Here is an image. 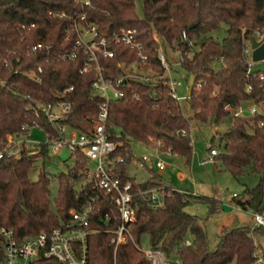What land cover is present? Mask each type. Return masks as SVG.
I'll return each mask as SVG.
<instances>
[{
  "label": "trees",
  "instance_id": "16d2710c",
  "mask_svg": "<svg viewBox=\"0 0 264 264\" xmlns=\"http://www.w3.org/2000/svg\"><path fill=\"white\" fill-rule=\"evenodd\" d=\"M141 4L139 12L136 0H92L86 20L95 23L100 32L120 25L136 27L138 37L149 49L148 59L140 68L156 75L165 71L156 54L157 46L161 45L164 53L166 46L178 50L179 62L188 73L186 101L192 114L184 113L164 77L127 79L122 86L125 95L107 102L106 132L116 143L111 156L124 157L115 173L122 181L129 180L135 191V216L128 222V241L114 249L110 240L119 225L113 194L93 187L91 179L79 188L74 186L75 180L88 175L87 158L80 151L72 153L76 162L67 171L52 174L38 168L36 161L48 153L47 143L37 146V152L24 146L19 156L0 158V228L12 229L13 237L21 241L65 222L73 208H81L96 196L89 214L86 264H150L138 248L142 234L147 235L149 247L163 251L169 264H255L257 246L251 233L263 228L221 226L215 247L209 248L204 220L185 207L190 199L200 200L213 212L219 209L215 199L172 188L147 164L149 177L137 180L129 174L128 165L135 158L129 150L131 142L138 140L153 146L160 142L158 147L182 155L188 163L192 156L191 119L219 123L231 115L226 105H264V79L259 78V72L247 73L244 51L245 40L256 29L264 32V0H141ZM62 11L80 13L81 7L75 0H0V148L6 144V134L20 132L34 121L49 132L50 138L56 136L54 125L34 108L28 95L53 101L72 85L65 95L72 107L67 122L82 128L83 122L97 119L104 99L91 88L97 76L95 69L79 71L84 59L81 54L75 59L53 58L55 52L68 48L75 36L71 32L69 40H63L71 19L54 14ZM30 23L34 26L24 27ZM223 24L227 26L225 36L218 38L213 32ZM35 42L49 45V51H33ZM110 48L113 56L102 58L100 64L105 77L116 79L120 63L136 61L137 57L124 43ZM39 65L40 81L28 74L37 71ZM189 74L194 75L192 84ZM232 119L219 134L220 149L214 161L236 179L247 172L258 173L256 186H247L241 198L234 200L239 207L263 211L264 123L260 122L264 115L256 112ZM52 179L58 182L53 198L49 190ZM157 185L164 188L163 202L157 206L146 195L136 193ZM2 240L0 233V254ZM34 259L32 264H62L40 253Z\"/></svg>",
  "mask_w": 264,
  "mask_h": 264
},
{
  "label": "built area",
  "instance_id": "2783aa9c",
  "mask_svg": "<svg viewBox=\"0 0 264 264\" xmlns=\"http://www.w3.org/2000/svg\"><path fill=\"white\" fill-rule=\"evenodd\" d=\"M80 5L81 12H56L58 17H69L71 21L66 28V33L63 40L68 41L70 33L74 32V41L66 49L55 52L53 58L58 60L75 59L79 54L84 56L80 72H86L90 67H93L97 72L96 78L91 83L93 92L104 99L100 105L101 109L95 121L83 122L82 128H74L69 120L72 111L71 102L65 99V95L72 89V85L64 88L57 98L53 101H44L38 97L33 98L28 95L36 110L41 112L47 121L54 125L56 136L50 138L49 132L40 127V124L33 122L31 126H23L20 132L6 134V144L0 148V158L4 155L17 157L20 155L21 148L26 143L31 142L30 148L32 152H37L35 149L41 143H47L48 152L58 151L62 146H67L70 152L80 151L87 161L92 160L94 165L88 168L87 173L89 179L93 181V187L104 190L107 193L113 194V201L118 209L119 225L112 231L110 237L111 242L116 249L119 245H123L128 241L130 232L128 222L134 220L135 207L132 204L135 194L132 188V183L129 180H121L115 173L117 163L122 162L124 157L111 156L116 147L113 139L109 138L106 132V117L108 114L107 102L111 99H119L125 95V90L122 88L127 79H145L153 80L156 77L168 78V87L171 94L177 100H187V95H180L178 87L180 82L173 79L170 75L169 63L166 54L161 45L157 46L156 54L160 59L161 65L165 70L163 74H154L151 71H145L140 68V65L148 59V47L138 37L136 27L120 25L118 28L110 32H100L95 23L86 20L87 8L91 7L92 0H75ZM51 12V11H50ZM30 23L25 26L28 29L33 27ZM252 37L245 40L244 51L247 62V73L254 74L259 72V78L264 79V70L250 72L252 66L256 62L264 64V58L253 60V48L251 47L253 39L259 43L264 41V32L256 29ZM184 36V35H183ZM155 39L158 38L154 35ZM124 43L135 54L136 61L130 63H120L121 72L116 79L105 77L100 64L102 58L112 57L113 50L111 45ZM46 49L49 51V45L42 42H35L32 45V50ZM42 67L39 65L37 71H31L28 74L36 80H41L40 72ZM1 81V79H0ZM196 86L200 87L197 82ZM250 88V87H249ZM137 96V95H135ZM225 108L230 110L232 117L241 115H253L260 112L264 115V105L251 102L249 106L246 104L239 105L238 108H232L226 105ZM261 121L260 124H263ZM32 130H38L41 134L32 135ZM38 134V133H37ZM185 134V131H182ZM161 145L160 142L157 143ZM130 152L133 153L132 146ZM218 154V149L209 147L206 157L202 163L214 162L215 155ZM149 157L146 154L139 156L136 161L144 163ZM155 167L162 169L165 167V162L158 155L152 158ZM164 188L157 185L156 187L140 188L136 193H142L147 196L157 206L163 202ZM233 198L238 195L233 193ZM241 198V197H240ZM96 196H92L79 209H72L70 217L65 222L58 224L50 230H41L38 234L25 236L21 241H17L13 237L12 229L0 228V233L3 236L1 242L2 252L0 254V264H32L38 253L47 258L59 260L62 264H86L88 261V241L87 236L91 230L88 228L89 214L94 209V201ZM105 215V219H107ZM252 219L257 227L264 229V212L254 211ZM185 243L189 244L190 240L186 239ZM138 248L143 252L144 256L149 260L150 264H169L170 259L164 255L160 248ZM263 259L255 253V264H262Z\"/></svg>",
  "mask_w": 264,
  "mask_h": 264
},
{
  "label": "rangeland",
  "instance_id": "374dc122",
  "mask_svg": "<svg viewBox=\"0 0 264 264\" xmlns=\"http://www.w3.org/2000/svg\"><path fill=\"white\" fill-rule=\"evenodd\" d=\"M137 10L141 12V0H136ZM226 25L223 24L217 31L213 32L218 38H222L226 33ZM165 53L167 61L169 63L170 75L173 79L180 81L181 85L177 86L178 93L180 95H187L190 86L186 84L185 78L188 73L183 69L179 62L181 53L178 50L171 48L170 46L165 47ZM184 113L188 116L192 114V110L186 100L181 99ZM249 106L251 102L245 103ZM232 116L228 115L222 118V121L216 123L214 120H209L205 123L191 119V125L189 129V137H191L192 143V156L190 161L187 163L182 155L176 153H170L158 147L156 143L155 146L146 144L142 141H132L131 146L133 149V155L135 157L142 156V154L148 155L149 159L156 157L157 155L164 160L167 164V168L163 170L162 177L170 178L175 184L186 187L190 190L197 191L198 195L210 196L217 199L219 207L221 209L220 213L210 211L209 204L202 202L200 200L190 199L187 203L185 209L187 212L194 213L204 220L205 226L207 228L208 234V247L214 248L218 241L219 224L226 220V224L231 227L249 225L251 227H257L252 219L254 209L252 208H242L235 203L232 194L238 195L237 198L241 197L245 188L256 186L259 180L258 173L247 172L238 179H236L233 174L227 169H222L220 163L216 160L215 163L208 162L205 165L201 163L202 159L206 157L208 148L215 147L220 149L219 144L221 142L219 134L223 129H226L232 122ZM38 133V134H37ZM40 132L38 130H32V135H38L40 137ZM31 142H27L25 147L30 148ZM155 150H154V149ZM136 159V158H135ZM133 159L128 165V172L131 176L136 177L137 180L146 179L149 177L150 173L146 168L135 163ZM147 160L149 166L152 165L150 160ZM76 162V157L70 152L67 146H62L58 151L48 152L44 157H39L36 163L38 168L44 169L45 171L55 174L60 171H67ZM94 165L92 160L87 161V167L92 168ZM155 170H158L155 165H152ZM179 172L187 173L189 177L182 179L179 177ZM37 177V175H35ZM90 176L84 175L79 177L74 181V186L79 188L82 184L88 181ZM58 182L57 179H52L49 185V190L51 198L57 194ZM264 212V210H263ZM252 236L254 237L256 243V252L262 257L264 264V231L255 230L252 231ZM140 246L142 248L149 247V241L146 234L141 235Z\"/></svg>",
  "mask_w": 264,
  "mask_h": 264
},
{
  "label": "crops",
  "instance_id": "0c3cea01",
  "mask_svg": "<svg viewBox=\"0 0 264 264\" xmlns=\"http://www.w3.org/2000/svg\"><path fill=\"white\" fill-rule=\"evenodd\" d=\"M180 82V81H179ZM180 85H181V82H180ZM154 149V148H153ZM156 150H157V152H156V154H159L158 152L159 151H167V150H158L157 148H155ZM154 149V150H155ZM168 152H170V151H168ZM171 153V152H170ZM172 153H174V152H172ZM136 158V159H135ZM134 159V161H135V163L136 164H138V165H140V166H142V167H144V168H146L145 167V164H147L148 165V163H147V160L144 162V163H138V162H136L138 159H139V157L137 158V157H135ZM205 158V157H204ZM203 158V159H204ZM202 159V160H203ZM150 160V162L152 163V165H154V162H153V160H152V158L151 159H149ZM201 163H202V161H201ZM206 163H208V162H206ZM205 163V164H206ZM213 163H215V161L213 162ZM203 164V163H202ZM205 164H203V165H205ZM150 165V164H149ZM151 165V166H152ZM168 166H167V164L165 163V167L164 168H162V169H158V170H155V171H158L160 174H161V176H162V173H163V170H165L166 168H167ZM179 177L180 178H182V179H185V178H187V177H189L188 176V174L187 173H184V172H179ZM164 178V177H163ZM164 180H165V182L169 185V186H171L172 188L173 187H175V188H178V189H180L181 191H183V192H186V193H193V194H198L197 193V191H192V190H190V189H188V188H186V187H182V186H179V185H177V184H175L174 182H172V180H170V178H164ZM212 198H214V197H212ZM215 199V201H216V205L219 207V203H218V201H217V199L216 198H214ZM216 212H218V213H220V211H221V209H220V207H219V209L218 210H215ZM226 220H224L223 222H220V224H219V227L221 228V226H225V225H227L226 224ZM204 225H205V223H204ZM220 228H219V230H220ZM205 229H206V232H207V228H206V226H205ZM207 237H208V234H207ZM208 239H209V237H208Z\"/></svg>",
  "mask_w": 264,
  "mask_h": 264
},
{
  "label": "water",
  "instance_id": "95a60500",
  "mask_svg": "<svg viewBox=\"0 0 264 264\" xmlns=\"http://www.w3.org/2000/svg\"><path fill=\"white\" fill-rule=\"evenodd\" d=\"M251 47L253 48V60H258L264 58V41L262 43H259L257 40L253 39ZM264 70V64L262 62H256L252 66V69L250 72L254 71H261ZM194 81V75L189 74V84H192ZM222 132H225V130H222Z\"/></svg>",
  "mask_w": 264,
  "mask_h": 264
}]
</instances>
